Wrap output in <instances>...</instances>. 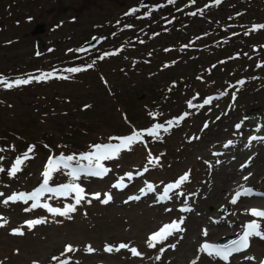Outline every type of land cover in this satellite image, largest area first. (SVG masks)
<instances>
[{"label": "rangeland", "instance_id": "obj_1", "mask_svg": "<svg viewBox=\"0 0 264 264\" xmlns=\"http://www.w3.org/2000/svg\"><path fill=\"white\" fill-rule=\"evenodd\" d=\"M136 2L137 0H0V39H7L10 42L0 45V69L1 66H5L6 70H16L23 65V59L34 58L47 52L35 48L34 37H23V33L31 29L36 22L45 23V31L41 37L46 44L52 45L49 48L53 47L55 42V47L60 51L79 45L81 41L98 33L93 31L91 26L102 22L101 19L103 21L106 19L104 12L109 10L120 12ZM97 7H101L103 11ZM261 34L256 39L260 42L257 43V47L264 44V30ZM21 37L24 38V42H18ZM240 38L242 37L236 38V41H240ZM2 52L7 53L6 58ZM250 56L248 51L245 54L241 53V59H236L234 65L226 66L229 76L231 75L229 70L238 68V75L250 78L236 92L235 99L231 95L233 88L228 87L229 89L216 102L205 107L197 106V112L189 113L191 116L185 120L189 126L188 130L178 129L172 132L178 142L185 144L183 147L176 144L173 157L166 158L160 156V152L157 155L153 154L150 148L147 150L146 147L132 145L128 149L131 155L128 157L123 153L118 155L117 164L108 167L109 172L102 178H85L83 182L85 193L98 191L100 198L90 200V203L84 201L85 203L76 205V211L69 214L70 218L55 216L36 208L24 212V208H30L32 203L25 205L16 201L0 205L2 213L0 217L7 220V223L0 227V264H33V261H37L38 264H58V260H52L53 256L59 259L67 257L68 264H192L193 261L195 264H221L212 257L201 254L198 251L200 244L204 240L216 241L227 234L226 230L238 229L247 218L248 207L264 206V200L254 196L242 197L246 201L240 198L235 204L230 202L232 192L241 185L247 184L264 190V141L259 143L246 141L250 131L264 134V48L259 49L253 58ZM46 57L50 56L36 59L35 66L39 67L42 62L47 61ZM188 65L189 62H183L178 66L182 74L188 73L187 70L190 69ZM116 66L117 62L112 59L105 64L110 73ZM218 73L222 74L225 71L219 68L214 74ZM109 77H113L112 74ZM123 78H129V75ZM159 79L130 78V84L124 87L123 91L138 94L150 90L157 82L165 85ZM100 84V79L88 74L82 80L46 82L37 88L29 87L11 92L0 90V123L16 125L18 128L21 123L25 124L27 118L32 117L37 123L54 127L64 122L90 120L96 112L81 110L80 103L84 102L89 103L93 111L108 108L114 110L107 116H102L100 121H93L91 124L93 130L86 134L84 142L97 140L104 134L112 135L117 133L116 131H127L130 127L122 120L116 108V100L103 95ZM119 87V81L114 82L113 88ZM200 87L202 88V84ZM141 99L137 98L134 102L135 124L140 122V118H147L145 115L149 114L150 110L144 106ZM252 113L255 115L251 116ZM136 119L138 121H135ZM205 122L208 123L207 128L204 127ZM238 123L241 124L239 129L235 127ZM191 136H194L192 140ZM227 141L233 143L225 147ZM214 150L221 153L213 154ZM13 152L12 147L0 151V156L3 157L0 160V168L6 169V165L16 157L13 156ZM156 158L158 163H149L150 159L155 161ZM248 160L247 167L241 168ZM229 163H233V167L239 169L242 182L229 184L225 189L227 181L218 180L220 171L225 172ZM145 167L148 170L138 178L141 183L145 179H152L161 185L167 179L177 180L185 172L189 173V179L178 188L166 205H160L153 197L129 200L138 186L134 183L133 176L129 180L125 174L134 175ZM42 168H46V164L44 160H39V157L34 161H25L21 166V169L27 170L24 175L14 177L9 184L0 183V194H3L0 195V203L13 191L26 190L35 184L42 176ZM245 176L249 178L245 180ZM52 177L62 183L70 181L61 171L54 172ZM116 177H122L126 182L123 190L118 191L112 187V180ZM82 179L79 178V181ZM221 185L222 191L226 190L224 200H219L213 206L212 202L208 201L211 200L214 190L219 189ZM105 193L112 196L107 204L101 203ZM74 202V199L68 200L66 204ZM180 206L192 209L181 211ZM222 207H227V210L221 211ZM202 210L205 211L203 216ZM35 217L42 218L45 222L32 228L27 227L25 221ZM218 217L224 220L215 221ZM180 218L184 219L181 225L183 231L174 232L156 247L148 246L149 236L154 228L163 221H178ZM234 220L237 221L236 227L229 228V224ZM219 221L221 223H218ZM16 228H20L23 235L13 234L12 229ZM196 230L201 236L194 235ZM204 230H207V235H204ZM120 243L128 244L129 248L135 247L141 255L133 256L128 249H121L119 252L104 251L106 244L117 246ZM68 244L76 250L62 256L61 253ZM87 245H91L96 251L87 252L85 250ZM160 248L165 249L163 253L160 252ZM157 256L160 257L159 260L156 259ZM245 256H252L255 259L246 260ZM260 260H264V244L256 238L244 253L235 255L227 264H259Z\"/></svg>", "mask_w": 264, "mask_h": 264}, {"label": "trees", "instance_id": "obj_2", "mask_svg": "<svg viewBox=\"0 0 264 264\" xmlns=\"http://www.w3.org/2000/svg\"><path fill=\"white\" fill-rule=\"evenodd\" d=\"M184 1L175 0L174 3L168 4L165 0H151L150 4L151 6L155 5V8H153L155 10L150 11V14L145 16V13L152 9L151 6L138 8L134 12L138 14L136 25H133V16L127 14L130 13L128 11L109 10L104 12L106 19L104 21L101 19L102 22L94 23L91 26L93 31L98 32L105 39L101 47L85 51H79L77 48L71 47L54 54L48 53V56H51L50 61L42 62L36 73H47L55 70V76L41 81H55L57 83L60 80H56L55 77H65L64 75L67 79L63 78V80L70 79L71 81L82 80L88 74L98 79L104 78L105 81L100 84L104 92L103 95L113 97L117 102L116 108H121L126 118L133 119L131 109L137 95L123 91V88L128 87L130 84V78H160L159 80L163 81L165 85L171 83L175 92L179 94L180 91H185L187 87L192 86V80L195 77L208 75V71H212L218 65V59L230 56V54L224 56L225 51L230 52L231 50V52L241 54L245 47L244 45L243 47L240 46L236 41V38L241 34V25L239 27L231 26V30L227 33L219 28L214 29L212 24L218 20L217 18H220L215 15L211 17L203 15L205 19H202L197 25H192L190 20L195 23L199 11L197 7L190 9L189 5L180 6ZM187 1L190 2V0ZM231 2L237 3V5L233 7L234 5L229 4L222 9L228 12L233 7L231 11L235 10L233 12L234 17L241 19V24L246 23L244 18L249 19L252 15V9L250 8L252 0H231ZM97 9L103 11L101 7H97ZM193 12L197 14L190 15ZM226 16H229V14ZM238 16H243V18ZM168 21H171V23H168ZM233 24L239 25L240 23ZM23 40L24 38L21 37L18 42H24ZM7 42V39H0V45L10 44V42ZM223 43H225V47L222 45ZM105 53H108V55H104ZM201 53L205 54L203 58L199 56ZM2 54L4 58L7 57L6 52H2ZM44 55L25 58L22 60L23 65L21 64L19 67H24V69L33 68L36 59L39 60ZM101 56L104 58L100 59ZM110 56L113 57L112 60L117 57L118 62L111 73L105 68ZM183 62H189L190 69L185 74H182L178 69V66H181ZM211 63L216 64L212 67ZM89 64L92 67L88 68L87 65ZM227 65V61L222 64V66ZM231 65L234 64L231 63ZM73 67L84 70L75 73L66 71V69ZM176 69H178L177 72ZM229 72L232 73L231 70ZM9 73H12L10 69L6 70L5 66H1L0 76ZM109 74H112L113 77H109ZM125 75H129V78H123ZM28 76V74H24L21 78H27ZM118 81L120 87L114 89L113 84ZM162 86L163 84L157 82L153 85V88L147 91L155 92V89ZM4 89L13 90L16 87H4ZM152 95V100H157L160 103H169L176 97L174 93H171L170 97L166 94L152 93ZM81 104H84V102H81ZM86 109L93 113L96 112L90 120L64 122L54 127L37 123L32 117V119L27 118L25 124L24 122L21 123L18 128L16 125H3L0 123V146L6 150L8 146L14 148L15 151H20L34 145L33 150L44 151L45 146L49 145L53 150L64 156L75 155L78 157V154L87 149L88 144L83 141V138L86 134L92 132L91 124L93 121H100L102 116H107L114 111L112 108L101 111L95 109L93 111L89 104Z\"/></svg>", "mask_w": 264, "mask_h": 264}, {"label": "snow or ice", "instance_id": "obj_3", "mask_svg": "<svg viewBox=\"0 0 264 264\" xmlns=\"http://www.w3.org/2000/svg\"><path fill=\"white\" fill-rule=\"evenodd\" d=\"M175 0H167L168 4L174 3ZM191 3H194L195 0H190ZM222 2V0H212V3L219 5ZM163 6V5H161ZM205 7H208L206 5ZM155 9H150L149 12L145 13V16L150 14V11ZM137 11V9H131L130 13ZM199 12H203V9H199ZM126 14V15H127ZM196 12L190 13V15H196ZM168 23H171V21H168ZM130 27V26H128ZM264 28V24L261 25H253L252 31H255L257 29ZM247 35V33H245ZM83 49H81L82 51ZM104 55H108V53H105ZM104 57L101 56L100 59H103ZM88 68L92 67L91 64L87 65ZM257 67H261V65H257ZM84 69L79 67H73L66 69L67 72L75 73L80 72ZM55 75V70L47 73H39L37 75H29L27 78H16L12 81L7 80L3 76H0V85H2L5 88H12V87H18L20 85H26L33 81H41V80H47L52 78ZM67 79V77H61ZM238 84L243 85L244 81L240 80L237 82ZM233 98L235 99V94H233ZM212 98L204 99L203 103L204 105L210 104ZM189 106L191 107V102H189ZM202 106V105H201ZM187 113H185L183 116L177 118L174 122L169 121L168 127H165L163 124H156L152 128L146 129L144 131H134L131 135L124 136V137H109V140H116L118 143H105V144H94L92 145V151H89L88 153L82 154L79 157L75 155H60L58 157L50 156L48 158L45 171L42 173L43 175V181L39 187L34 189L31 193H13L12 195L8 196L3 203L7 204L10 201H32L31 207L26 208L25 211H30L31 209L37 208V207H44L47 209L48 212L54 214V215H61V216H69L70 213H73L76 211V205H79L82 200L85 199V192L84 189L78 184L76 181L79 180L81 175H88V176H104L109 172V169L104 166L102 161L113 159L119 155L121 150H128L130 147L136 143L142 140V137L144 133L146 132L150 136L158 137L159 130L163 129L164 132L169 131V129L173 126V124H178L180 120L184 119V116H186ZM205 128L208 127V123L205 122L204 125ZM235 127L239 129L241 127V124H236ZM255 139H264V138H258V137H250L249 142ZM232 141H228L227 144H225V147H228L230 144H232ZM34 145H30L28 149L21 155L17 156L15 161L13 162L11 168L9 169V175H15L17 172L21 170V166L25 163V161L29 160L31 158V153L34 149ZM3 157L0 156V160H2ZM80 161H87V164H81ZM158 163V158H156L155 161L149 160V163ZM219 163V161H217ZM247 167L246 164L241 165V168ZM62 170H69L68 175L71 177L70 183L60 184L58 186L50 187L49 186V180L52 178V174L57 171ZM147 167H145L144 171H147ZM0 171H3L2 168H0ZM137 175H141L142 173H136ZM251 173H249V176ZM125 176L131 180L133 174L132 173H126ZM249 176H245L244 179L247 180ZM189 179V173L185 172L183 175H181L175 182L169 183L164 187L163 194L159 195L158 201L162 202L167 199H170L169 193L173 192L174 189H178L184 182L188 181ZM126 185L123 183V178H121L120 182L117 184H114L113 187H125ZM141 194H146L145 189H141ZM147 191L152 192L154 191V186L152 184H147ZM46 193L51 194L48 199H53L56 197H67L69 194L74 193V203L73 204H67L62 209L57 207H52L49 205L46 201L44 203H41V198L45 196ZM253 190L251 188H243L240 191L235 192L231 199V203L235 204L237 200L241 196H249L253 195ZM3 195V194H0ZM93 198L99 199L100 193H94L92 194ZM112 199L111 194L105 193L104 199L101 200V203L107 204ZM140 196H131L129 197V200H139ZM127 202V201H126ZM90 203V201H89ZM182 211H191V208H182ZM249 214L256 219H252L248 222H246L243 225L241 234L229 241L226 244H214V243H208L204 242L200 245V248L198 251L204 252L209 256L212 257H218L219 259L226 262L229 261V258L234 253H242L246 249L250 247V238L253 236L259 237L261 239H264V225L260 223V220H264V210L252 208L249 209ZM70 218V216H69ZM45 220L42 218L35 219V220H27L25 221V224L27 227L32 228L37 224L44 223ZM7 223V220L3 217H0V227H3L4 224ZM184 223V219L180 218L178 221L174 220L169 224L163 225L161 228H159L158 231L153 232L149 236V247H156V245L164 240H166L169 236H172L174 232L183 231L181 228V225ZM13 234L16 235H23V231L20 228H16L12 230ZM204 235H207V230H204ZM171 247H175V245H171ZM121 249H128L133 256H140L141 253L135 248L131 247L129 248V245L126 243H120L117 246H112L110 244H106L104 251L106 252H112L116 251L119 252ZM76 249L68 244L65 245L64 252L61 253L63 256L66 253L74 252ZM85 250L89 253L96 251L91 245L85 246ZM164 248H160V252H164ZM157 260L160 259L159 256L156 257ZM246 260H254L255 257L252 256H245ZM52 260H58L59 264H68L67 260H59L58 257L53 256ZM33 264H38L37 261H33ZM192 264H195V261L192 262ZM259 264H264V260H260Z\"/></svg>", "mask_w": 264, "mask_h": 264}, {"label": "bare ground", "instance_id": "obj_4", "mask_svg": "<svg viewBox=\"0 0 264 264\" xmlns=\"http://www.w3.org/2000/svg\"><path fill=\"white\" fill-rule=\"evenodd\" d=\"M238 170H239L238 168H236V167L234 168L233 167V163H229L227 168L225 169V172L220 171V176H219V180L218 181H220V180L225 181V182L227 181L226 182L227 184L225 183V189L227 188V186L229 184H234V183L240 182L242 180ZM257 170H258V167H257ZM257 170H255V171H257ZM222 185L220 186L219 189H215L214 190V193H213V196H212L211 200L208 201V203L212 202L213 206H215L216 202H219V200H224L226 190L222 191V188H221ZM242 200H245V199L242 198ZM259 200H264V198H259ZM0 205L4 206L5 204L2 202V203H0ZM239 206H242V204H239ZM201 212H202V216L205 215V211L202 210ZM240 213H242V212H240ZM207 223L210 224L209 222H207ZM218 223H221V222L219 221ZM236 225H237V221L234 220V221H231V223L229 224L228 227L229 228H235ZM233 231L232 230H226V232L229 233V234H233L234 233ZM194 235L196 237H197V235L201 236V234L197 230L195 231Z\"/></svg>", "mask_w": 264, "mask_h": 264}, {"label": "water", "instance_id": "obj_5", "mask_svg": "<svg viewBox=\"0 0 264 264\" xmlns=\"http://www.w3.org/2000/svg\"><path fill=\"white\" fill-rule=\"evenodd\" d=\"M143 3H147V1L145 2H141L139 5H142ZM44 31V23L43 22H39L34 24L33 28L29 31V34L31 35H35L36 36V41L40 44V45H44V41L41 39L40 37V33H42ZM28 33H25V35H27ZM96 41V38H92L89 41L85 42L82 47H86L88 45H92L94 44ZM224 240H219V242H223Z\"/></svg>", "mask_w": 264, "mask_h": 264}]
</instances>
